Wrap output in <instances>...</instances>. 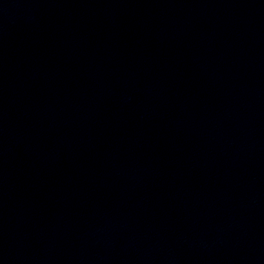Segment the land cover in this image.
<instances>
[{
  "label": "water",
  "instance_id": "water-1",
  "mask_svg": "<svg viewBox=\"0 0 264 264\" xmlns=\"http://www.w3.org/2000/svg\"><path fill=\"white\" fill-rule=\"evenodd\" d=\"M0 264H264V0H0Z\"/></svg>",
  "mask_w": 264,
  "mask_h": 264
}]
</instances>
